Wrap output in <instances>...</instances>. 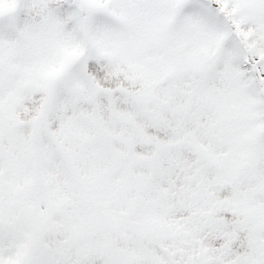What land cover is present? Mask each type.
<instances>
[{
    "label": "snow or ice",
    "instance_id": "1",
    "mask_svg": "<svg viewBox=\"0 0 264 264\" xmlns=\"http://www.w3.org/2000/svg\"><path fill=\"white\" fill-rule=\"evenodd\" d=\"M0 264H264V0H0Z\"/></svg>",
    "mask_w": 264,
    "mask_h": 264
}]
</instances>
